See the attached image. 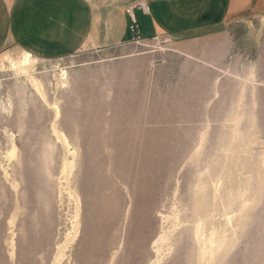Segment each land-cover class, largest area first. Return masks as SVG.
Returning a JSON list of instances; mask_svg holds the SVG:
<instances>
[{
	"label": "rangeland",
	"instance_id": "374dc122",
	"mask_svg": "<svg viewBox=\"0 0 264 264\" xmlns=\"http://www.w3.org/2000/svg\"><path fill=\"white\" fill-rule=\"evenodd\" d=\"M6 1L0 264H195L202 197L234 243L216 264H264V0H180L166 13L152 3V14L136 10L143 30L131 22L120 43L32 51L47 100L10 68L6 55L18 62L24 49L9 36ZM212 6L225 15L219 28L149 35L153 19L202 25ZM221 198L232 199L227 215Z\"/></svg>",
	"mask_w": 264,
	"mask_h": 264
},
{
	"label": "crops",
	"instance_id": "0c3cea01",
	"mask_svg": "<svg viewBox=\"0 0 264 264\" xmlns=\"http://www.w3.org/2000/svg\"><path fill=\"white\" fill-rule=\"evenodd\" d=\"M119 1L120 3L118 0H8L5 8L9 36L20 41V49H28L44 57L61 56L68 51H83L89 47L100 48L124 40L128 33L127 28L132 22V15L138 21L136 10L143 14H152L150 5L154 3V6L165 12L167 8H173L172 2L180 0H143L146 2L147 10H144L141 1L137 6L127 3L128 0ZM17 3L18 20H15ZM214 9L213 6L207 9V14L203 16L208 20L202 25L186 27L188 22L186 25L183 22L180 26L186 28L180 27L183 28L181 30L166 29L153 19V28L149 35L161 31L189 33L190 31L185 32L187 28L196 32L213 26L219 28L224 25L225 15H222L220 9ZM173 13L175 15L178 12L174 10ZM25 14L28 15L27 19ZM191 18L193 16L189 15L184 20L190 21ZM139 25L143 30L142 25L140 23Z\"/></svg>",
	"mask_w": 264,
	"mask_h": 264
},
{
	"label": "bare ground",
	"instance_id": "6f19581e",
	"mask_svg": "<svg viewBox=\"0 0 264 264\" xmlns=\"http://www.w3.org/2000/svg\"><path fill=\"white\" fill-rule=\"evenodd\" d=\"M140 3L142 6H145L147 8L146 2L143 1ZM6 57L8 59V62H10V68L13 69L16 74L19 73V74L27 75L29 77V79L31 80L32 84L34 85V87L47 100V95H46V91L44 89L43 82L38 80V78H36L35 76L32 75V71L34 70L35 65H36V58H35L33 52L31 50H23L22 56L18 62H16L9 54H7ZM61 77H62V79L59 82H61V84L63 86H68V84H69L68 78L69 77H68V72L66 70L62 69ZM54 109H55L56 114L59 117L60 106L57 104L54 106ZM64 141L69 145V141L65 135H64ZM11 154L12 155L16 154L15 147L13 148ZM204 189H205V187H200L201 191H204ZM195 193H197V192H195ZM196 196H198V195H196ZM207 196H209V195H207ZM217 197H219L218 190L216 191V193L214 195L215 199ZM231 201H232V199L227 201L226 199L221 198V209L223 210L225 215L228 214L227 210L231 206ZM195 205L196 206H195L194 212H195V216H196V221L193 224V227H191L193 230V234H194V240L197 243L196 258L195 259H197L198 264H216V261L219 258V260H218V263H219L221 260L224 259V256L226 254V250L229 246H231L233 241L230 240L224 234V231L222 229L219 230L218 228L213 226L214 223L212 224L211 217H212V212H214L215 209L209 207V202L206 201V199H203V197L198 199V201ZM241 206L243 209V208L247 207V203H242ZM177 217H179V216H177ZM227 220L230 221L231 217L230 216L227 217ZM238 221H239V219H238ZM206 223L211 226L209 232H207V233L204 232ZM241 228H240V230H241ZM238 231L239 230H237L236 232H238ZM235 235H237V233ZM231 238L233 239V237H231ZM166 239H168V235H161L156 242L165 241ZM234 241H235V239H234ZM197 263H195V264H197Z\"/></svg>",
	"mask_w": 264,
	"mask_h": 264
},
{
	"label": "built area",
	"instance_id": "2783aa9c",
	"mask_svg": "<svg viewBox=\"0 0 264 264\" xmlns=\"http://www.w3.org/2000/svg\"><path fill=\"white\" fill-rule=\"evenodd\" d=\"M144 10H147L148 7L146 8L145 6H143ZM138 21L136 20V18L134 17V15H132V25H131V30L133 32H136L138 30Z\"/></svg>",
	"mask_w": 264,
	"mask_h": 264
}]
</instances>
